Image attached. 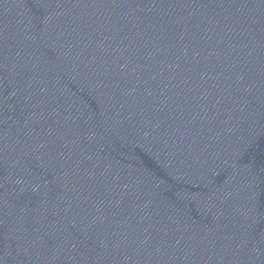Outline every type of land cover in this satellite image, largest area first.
Returning <instances> with one entry per match:
<instances>
[{
    "label": "water",
    "instance_id": "water-1",
    "mask_svg": "<svg viewBox=\"0 0 264 264\" xmlns=\"http://www.w3.org/2000/svg\"><path fill=\"white\" fill-rule=\"evenodd\" d=\"M0 264H264V0H0Z\"/></svg>",
    "mask_w": 264,
    "mask_h": 264
}]
</instances>
